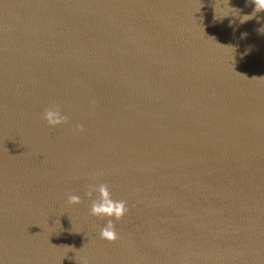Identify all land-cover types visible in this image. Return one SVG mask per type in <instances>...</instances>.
<instances>
[{"label":"water","instance_id":"1","mask_svg":"<svg viewBox=\"0 0 264 264\" xmlns=\"http://www.w3.org/2000/svg\"><path fill=\"white\" fill-rule=\"evenodd\" d=\"M254 7L0 0V264H264ZM102 183L129 207L116 243L86 195Z\"/></svg>","mask_w":264,"mask_h":264},{"label":"clouds","instance_id":"2","mask_svg":"<svg viewBox=\"0 0 264 264\" xmlns=\"http://www.w3.org/2000/svg\"><path fill=\"white\" fill-rule=\"evenodd\" d=\"M252 3L255 5L253 13L251 15H243L240 19L241 23L250 21L256 14L264 12V0H252ZM259 31L264 33V28H261ZM43 119L46 120L50 127H60L69 123V117L64 115L61 108L57 105L46 108L43 113ZM77 129L82 133L84 126L78 125ZM96 192L99 193L100 198L91 204V215L108 218L106 226L100 231V237L109 243H116L120 240V236L116 230V224L113 221L119 222L126 217L129 212L127 201L114 200L112 192L110 191V185L107 183H102L98 186L89 185L86 195L92 198ZM82 202L81 198L77 195L68 197V203L70 205H80Z\"/></svg>","mask_w":264,"mask_h":264}]
</instances>
